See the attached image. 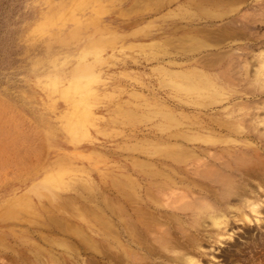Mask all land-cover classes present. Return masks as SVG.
<instances>
[{
    "label": "rangeland",
    "instance_id": "1",
    "mask_svg": "<svg viewBox=\"0 0 264 264\" xmlns=\"http://www.w3.org/2000/svg\"><path fill=\"white\" fill-rule=\"evenodd\" d=\"M262 51L264 0H0V264L46 246L48 218L122 203L125 179L164 206L135 207L139 264H264ZM177 143L199 156L176 165ZM208 206L227 219L222 237L201 223Z\"/></svg>",
    "mask_w": 264,
    "mask_h": 264
},
{
    "label": "bare ground",
    "instance_id": "2",
    "mask_svg": "<svg viewBox=\"0 0 264 264\" xmlns=\"http://www.w3.org/2000/svg\"><path fill=\"white\" fill-rule=\"evenodd\" d=\"M214 15L212 17L223 19L222 16L219 15L214 16ZM49 19H50V14L44 15V19H42L39 23H37L36 27L33 29L35 30L37 27L38 29L46 27L47 21ZM255 62L257 66L255 78L257 81H260L261 79L264 80V51H262L255 58ZM64 63L66 64V62ZM87 64L85 65L86 67L85 69L88 70ZM58 65L55 66L56 69ZM89 74L90 73H87L88 76L91 75ZM190 77H191V73L190 74L184 73L182 75H177L175 78L189 79ZM196 77L198 80H200V83L202 85L204 86L209 85L210 81L206 77H203V75L202 76L199 75ZM171 84L172 87L177 86L176 85L177 82L175 81H173ZM87 96L88 93L83 92L81 99L84 100L87 98ZM68 100H70V98H67L66 101ZM80 128H81L80 124H76L72 126L71 133H75V132L78 133L79 130L81 131ZM162 128L164 127L162 126ZM179 138L187 142L199 141L202 143H206L207 139H209L206 136H201L200 138H192V137L191 138L179 137ZM183 144L177 143L172 147L170 151L168 150L166 157H169L170 160L175 164L178 163L184 165L185 161L199 156L194 150L190 148L189 150L186 148H181L182 146H184ZM151 153L155 154L154 150H152ZM188 162L189 161L185 162V165L188 164ZM197 169L200 170L199 167ZM197 169L196 168L192 169L191 170L192 174L203 178L204 175L201 172H199ZM172 172L173 174L176 173L173 170ZM125 180H126L125 183L117 184L116 185L117 187H115V189H117V191L121 193L120 198L123 200L122 203L115 204L114 202H110L107 200L105 202H102V204L98 205L96 202H90L91 212H92L91 214L76 213V215L72 216L71 219L68 217L60 220H56L55 217L48 218L47 220H45V222L46 225H49V227L51 226L52 230H54L53 237L51 239L42 236L38 237L39 240L43 239L45 242H47L46 246H38L34 244L35 245L34 247L32 244V246L30 245L29 248H24V246L23 248H18L16 251L9 253L11 262H13L12 264H139V262H137L138 252L136 249L138 247L136 246V244H134L138 238L137 230H142L146 234H148L147 232L148 227H146V224L140 220L142 216V212L140 211V209L139 210L135 209V207L139 208V206H145L148 208H153L154 210H156L157 213H159L158 211H160L161 209L163 210L164 206H162L159 203V200L158 201L156 200L154 204L153 203L151 204L150 202L149 203L142 202V200H140L135 195L137 194L135 193L137 184L133 183L130 179H125ZM175 182L174 180H171L169 182L171 183L172 188L175 185ZM170 188L171 187H168L166 185L159 187L158 189L159 192L161 191L164 192L165 189L169 190ZM130 192H132V194L136 196L133 197L132 195L131 197L134 198L135 200L130 199V194H129ZM163 192L161 193L162 195L164 194ZM183 198H186V196H184ZM116 203H118V201H116ZM196 203H198V199L192 201L191 205L188 206L184 205L183 208L181 207L178 210L184 211L187 210L188 208H193V207L195 208ZM244 204L247 205L246 207H248L250 211L256 213V208H255L256 205L254 202L250 201V199H247L244 201ZM38 205L37 204L34 205V208L38 207ZM206 208L208 210H213L210 206ZM98 211L99 213L101 212V214H98ZM104 212H106V214H102ZM209 213L210 214H207L208 215L207 217L201 218L202 219L201 223L204 224L205 219L207 218L209 220L210 227L214 229L213 230V233L215 234L214 236H216V234L219 237L224 236L225 235L224 232L226 231L225 227L227 225V219L225 215L223 213L215 212L214 210ZM172 216L174 217V219L177 218V216L174 214H172ZM68 220H70L71 225H68L67 223ZM56 234L62 235V238L55 239L54 235ZM159 240L160 239L158 238L156 242H158ZM197 258L191 255H184V256H179L178 260H180L182 264H202V262Z\"/></svg>",
    "mask_w": 264,
    "mask_h": 264
}]
</instances>
